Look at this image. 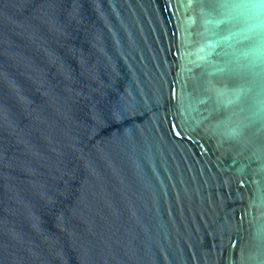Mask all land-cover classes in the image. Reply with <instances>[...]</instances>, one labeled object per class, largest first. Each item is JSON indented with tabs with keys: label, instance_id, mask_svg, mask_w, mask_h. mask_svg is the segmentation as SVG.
Here are the masks:
<instances>
[{
	"label": "water",
	"instance_id": "water-1",
	"mask_svg": "<svg viewBox=\"0 0 264 264\" xmlns=\"http://www.w3.org/2000/svg\"><path fill=\"white\" fill-rule=\"evenodd\" d=\"M0 264H264V0H0Z\"/></svg>",
	"mask_w": 264,
	"mask_h": 264
}]
</instances>
